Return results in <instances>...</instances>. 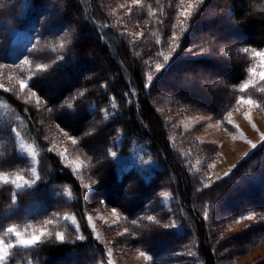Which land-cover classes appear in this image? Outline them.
Masks as SVG:
<instances>
[{
    "label": "trees",
    "instance_id": "trees-1",
    "mask_svg": "<svg viewBox=\"0 0 264 264\" xmlns=\"http://www.w3.org/2000/svg\"><path fill=\"white\" fill-rule=\"evenodd\" d=\"M55 2L62 6V11L49 9L48 5ZM178 3L179 0H144L139 20H146L153 30L149 48L136 53L129 36L102 16L98 0H0V102L12 113L11 119L0 121V174L27 172L30 167L28 158L17 150V132L33 142L38 150L37 179L33 184L15 189L14 184L0 181V234L9 226L52 221L47 225L51 235L43 236L33 247L12 249L4 264H115L112 254L92 234L86 221V210L95 203L116 206L128 232L113 237L114 247H132L146 252L149 259L145 264H217L216 248L231 243L221 239L219 231L213 229L220 219L222 223L226 222L225 217L255 214L256 220L251 226L233 235L238 240H248L252 234L264 229V143L242 159L228 175L205 183L190 161L187 163L185 154L168 141L164 122L149 100L153 91L166 84L164 76L181 64L213 65L208 53L214 47L196 34L203 13L208 11L221 17L226 11L232 12L231 17L241 24L238 25L240 29L246 28L247 32L256 34L264 29V0L199 1L184 23V29L180 30L168 65L156 71L154 81L146 87V70L163 59L161 50L174 37V27H178L174 20ZM151 6H157L156 10H149ZM54 15L56 19H53ZM73 16L78 22L79 34L76 32L74 40L58 48V33L53 31L61 28L65 18L71 22L70 28L75 26ZM26 25L35 27L39 44L48 38L41 49V45L34 42L29 49L18 51L20 42H16V32L24 31ZM242 36L232 43L215 47L220 52L217 51L219 57L237 61L236 67L230 66L223 76L217 77L223 84L222 92L227 95L225 101L193 105L190 100L195 93L189 98L184 88L174 87L177 96L187 95L183 105L197 111L206 110L221 121L225 118L237 98L235 88L246 77L249 66L242 48L264 47V37L255 40L246 32H242ZM188 53L195 54L188 56ZM89 59L95 61L96 67L104 61L108 65L105 72L109 78L101 81L93 76L89 78L86 75L91 68H85L75 73L77 76L70 85L58 94H47L44 83L51 74L71 77L76 67ZM37 64L48 67L38 72ZM21 80L27 85L23 90L19 86ZM255 90L264 107V82ZM79 115L82 118L75 125L78 129L62 120ZM83 119L101 122L93 138L100 142V154L104 158L99 162L97 152L83 148L85 151L82 152L89 159L82 169L87 175L85 180L72 171L52 144L53 134L60 136L58 130L61 129L64 135L67 133L74 138L78 146L85 147L86 140L81 136ZM120 133L122 141L118 151L121 154L128 153L132 142L146 144V150L160 165L151 176L145 178L133 166L119 169L111 159L109 149L116 147L114 140ZM77 145L73 146L77 148ZM109 177L119 191L128 189L132 192L141 187L147 192L142 197L138 195L137 203L131 199L117 201L106 190L110 185ZM27 178H31L30 175ZM65 187L70 195L64 194ZM163 190L172 193L169 208L160 200L158 193ZM236 195L244 196L245 203L226 205L225 200L230 197L229 201H233ZM252 195L258 198L252 199ZM205 205L209 206L207 218L201 214ZM66 212L75 215L79 231L68 219L61 218L60 215ZM147 216H153L154 220L148 221ZM132 220L137 223L133 225ZM141 221L142 226H139ZM60 231L63 240L56 239L55 234ZM260 235H264V230Z\"/></svg>",
    "mask_w": 264,
    "mask_h": 264
},
{
    "label": "rangeland",
    "instance_id": "rangeland-1",
    "mask_svg": "<svg viewBox=\"0 0 264 264\" xmlns=\"http://www.w3.org/2000/svg\"><path fill=\"white\" fill-rule=\"evenodd\" d=\"M98 2L100 3L99 8L102 16L110 19L120 32L124 33L127 37L129 36V40L134 42L133 46L136 53H142L149 48L147 45L152 27L149 26L146 20H139L144 0H138L137 3H133L132 0H98ZM190 2L192 4V13L199 2H197V0H190ZM188 3L189 0H179V3L175 6L176 13L174 15V20H176L178 27H174V37H172L171 40H168V42L164 45L161 50L162 55L170 56L174 46L176 47V40L181 33L180 30L184 29V23L186 20H189L190 17V15L185 17L180 14L188 7ZM48 6L50 10L56 9L58 11H62V6L57 2L53 3L52 6ZM156 7L157 6H151L149 10L154 11L156 10ZM51 13L53 12L51 11ZM231 13L232 12L226 11L224 15L218 17L216 13L209 14L207 11L202 14V24L197 27L198 31L196 34L203 41L209 42L210 47H214L213 51L208 53L210 56L208 59L213 62V65L211 67H204L202 64L194 65L189 62L181 64L177 68L178 70L176 69L164 76L166 84H164L163 88L153 91L149 98L150 102L154 105L156 111L164 122V129L167 130L169 138L168 141L185 154L187 163L190 161L189 163L192 167L199 172V177H201L204 182L208 184L225 177V173L228 175L242 159L264 143L261 141V134L264 133V107L261 105V99L257 98V90H255L256 86L261 82H264V80H261L258 75H253L248 72L249 68H252L255 73L264 70L260 67V57H254L252 53V49L264 51V47L242 48V50L245 48L249 50L245 53L249 61V66H247L246 71L247 74L246 77L236 86L235 90L238 92L237 98L233 103V106L225 114V118L222 121L215 118L206 110L203 112L201 110L197 111L186 107L183 105L185 102L183 99H185L187 95H181V97H179L177 96L178 92H175L174 90V87L184 88V92L188 94L189 98H191V96H189L191 93H195L194 96L192 94L193 100H190L193 102V105L197 103L198 105H201L202 103L216 104L225 101L227 95L222 92L224 87L217 77H219V75L223 76L226 69L230 66L236 67L237 61L233 58L225 60L219 57V54L217 53L218 50L215 47L234 42V40L243 37L242 32L248 33L249 36L255 40L264 37V29L260 30L256 34L247 32L246 28L240 29L238 25L241 24H238L232 19ZM56 18L57 16L54 15L53 19ZM71 18L74 22L76 21L74 16ZM64 20L66 22L61 24V28L53 31V33H58L57 37L60 40L57 42L58 48H61V45H65L64 43H69L72 39L74 40L75 35H77L76 32L79 34V25L77 24V21L75 22V26L72 25L70 28L71 22H69L66 18ZM36 36V29L34 26L30 27L29 25H26L24 31L16 32V42H20L18 51L20 49H29L34 42H37L39 46L41 45L39 47V49H41L46 44L45 41L48 40V38H44L39 44L38 37ZM190 46L192 47L191 43ZM72 49L77 50L75 47ZM186 54L187 53H185V55ZM194 54L195 53H188V56H194ZM167 62L162 59L155 62V65L152 68L146 70V85L150 86L154 81V79H152V81L149 82L147 77L149 75L154 77L157 71L156 65L159 63L166 67L168 65ZM96 65L95 61L91 62L89 59L87 62L82 63L79 67H76L73 72L74 75H71V77L65 74L62 75L61 73L54 76L51 74L50 78L44 83V88L47 94L50 96L58 94L66 86L70 85L73 77L77 76L75 73L85 70V68H91V71H89L87 73L88 75H86L89 76V78L90 76H93L98 80L108 79L109 77L107 72H105L108 70V65L104 61H102L97 67ZM248 80H252L254 82L253 85L248 89L241 91V86ZM242 96L245 99L252 98L256 101V103L253 105L237 103L239 98ZM189 98L187 100H189ZM229 113L231 114L230 116ZM4 118L11 119L12 113L10 112L9 107L0 102V121ZM81 118L82 116L79 115L77 118L63 117L62 120L66 123H70L74 129H78L75 125ZM228 119H231V124L228 123ZM82 123L83 130H81V136L86 140L85 147H83L84 145H82V147L78 146L77 143L75 144L78 146L77 148L76 146H73L74 144H72L71 140L68 139V135L65 136L64 131L61 129L58 130L60 131V136H55V133L53 134L54 140L52 144L57 152L63 154L62 156L71 166L72 171L77 176L79 175L83 180H85L86 172L84 170L82 171V169H84L86 164H88L89 159L82 152L85 151L83 148H87L90 151L92 150L95 153L97 152L98 154H96V157L99 162L103 161L104 158L103 155L100 154L102 152L100 142L95 141L93 138L95 137L94 133L96 129L100 127L101 122L95 119H83ZM121 141L122 135L120 133L114 140L116 147L112 146L109 149V151L111 150L116 152L117 155L115 157H110L117 164L119 169H126L129 166H133L142 172L145 178H148L152 175V172L156 168H159L160 165L156 159L151 157L150 153L146 150L145 143L132 142V146L130 147L128 153L121 154L118 151V145L121 144ZM252 144H255L256 147L252 148ZM16 145L18 152L28 158L30 167L27 172L20 170L5 174L4 176L7 177L9 181L15 179L17 175L23 176L24 180L29 182L25 185H31L37 179L38 150L36 149L35 144L28 141L20 132L16 133ZM80 147L82 149H78ZM80 171H82V173L78 174ZM29 175L31 178H27ZM109 178H107V180H109L110 185L106 188V190L111 193L117 201L123 202L127 199H131V201L137 203L139 201L138 195H141L142 197L147 192V189H143L141 187L139 189L136 187L135 191L133 190L132 192L128 189L119 191L120 189L118 186L111 181V178ZM21 183L23 182L21 181ZM15 189L17 188L15 187ZM64 194H70L66 187L64 189ZM158 194L160 200L165 204V207L169 208V204L173 199L172 193L170 191L163 190ZM251 197L252 199L258 198L255 196L253 197V195ZM229 200L230 197L228 200H225L226 205L230 204L233 206L243 201V203H245V198L241 195H236L233 201ZM113 209L116 210V215H113ZM208 210L209 206H203L201 214H203L204 217H206V214L208 216ZM251 214V212L245 213L231 219L225 217L226 222L222 223V219H220L221 221H217L214 227L213 225L211 226L214 230L219 231L218 235L221 239L225 238L231 242L229 244L226 243L223 246L220 245L218 249L215 247L216 251L214 254L216 256L217 264H261V261H264V235H260L264 229L252 234L248 240H238L233 237L234 234L241 233L243 230L247 229L248 226L253 224L256 220V216L253 215L252 219L247 218ZM60 216L63 219L67 217V219L79 231V223L72 212L63 213ZM85 216L90 231L112 254L115 264H145L148 261V259L145 260V258L140 255V252L143 251L136 250L132 247H114V242L112 240L113 237L118 234L128 232V228L123 225V216L116 206L105 203H95L87 208ZM47 225L43 221L32 225L9 227H14L16 231L25 235H30L32 232L39 229L48 230ZM139 226H142V221ZM139 226L137 228H139ZM56 227H59V225ZM126 229L127 231H125ZM145 232L147 231L145 230ZM60 233L62 232L60 231ZM259 235L260 237L256 239V236L258 237ZM0 238H3L5 242L9 240L13 242L15 241L14 235L7 233V231L1 233ZM232 238L233 240H231ZM144 253L147 255L146 252ZM161 257H163V255ZM0 264H4V260L0 261Z\"/></svg>",
    "mask_w": 264,
    "mask_h": 264
},
{
    "label": "snow or ice",
    "instance_id": "snow-or-ice-1",
    "mask_svg": "<svg viewBox=\"0 0 264 264\" xmlns=\"http://www.w3.org/2000/svg\"><path fill=\"white\" fill-rule=\"evenodd\" d=\"M132 2L133 3H137L138 0H132ZM197 2H199V0H197ZM191 11H192V4H191V2L189 0L188 7L185 8L180 14L182 16L188 17L189 15H191ZM157 43H159V41H157ZM61 47H63V45H61ZM174 51H175V48L173 49V52ZM248 51L249 50L247 48L243 49V52H245V53H247ZM252 53H253L254 57H260V60H261L260 67L262 69H264V51H257L256 49H252ZM160 55H162V53ZM163 59H164L165 62H167L169 60V56L168 55H164ZM47 67H48V65H45V64H37L36 65V70L38 72H43ZM162 67H164V65L158 63L156 65V70L159 71ZM248 72L252 73L253 75H258L261 80H264V70H262V71H260L258 73H255L252 68H249ZM147 79H148L149 82H151L153 77L151 75H149L147 77ZM253 83L254 82L252 80L246 81L241 86V91H244V90L248 89L250 86L253 85ZM19 86H20V89L23 90V89H25V87L27 85H26L24 80H21ZM148 86L149 85H146V87H148ZM237 103L253 105V104L256 103V101L253 100L252 98L245 99L242 96V97L239 98ZM230 115L231 114L229 113V116ZM228 123L229 124L232 123L231 119H228ZM65 135H67V133H65ZM68 139L71 140L72 144H74V145L77 143V141L75 139H73L71 136H68ZM261 141L264 142V133L261 134ZM249 143H251V142H249ZM251 147L255 148L256 145L252 144ZM61 155H63V154H61ZM109 155L112 156V157H115L117 154H116V152L110 150L109 151ZM225 175H227V173H225ZM0 181H3L4 183H9L10 182V183L14 184L17 189H20L25 184L29 183L28 181L24 180L23 176H20V175H17L15 177V179H12V180L9 181V179L7 177H5L3 174H0ZM21 181L23 183H21ZM12 199H13V201H15V199H16V195L15 194H13ZM113 215H116V210L115 209H113ZM253 215H255V214H251L247 218L248 219H252ZM206 218H207V214H206ZM65 219H67V217H65ZM147 220L148 221H153L154 217L153 216H147ZM44 223L47 225V224H51L52 221L45 220ZM131 223L133 225H135L137 223V221L136 220H132ZM164 227H169V225H164ZM6 231H7V233H10V234L14 235L15 241L13 242V241L9 240V241L5 242V240L3 238H0V261H3L6 257H8L12 249H15V248H18V247L19 248H23V249H27V248L33 247V246L37 245L41 241V237L46 236V235H51V233H49L46 229H39L37 231L32 232L30 235H25V234H23V233H21L19 231H16V229L14 227H8L6 229ZM125 231H127V229ZM133 235H135V233H133ZM55 236H56L57 240H63V238H64V235L62 233H60V232H57L55 234ZM140 255L143 256L145 258V260L149 259V257L144 252H140Z\"/></svg>",
    "mask_w": 264,
    "mask_h": 264
}]
</instances>
